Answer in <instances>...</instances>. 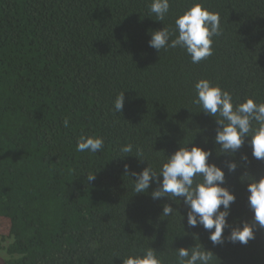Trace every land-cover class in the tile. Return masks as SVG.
Returning a JSON list of instances; mask_svg holds the SVG:
<instances>
[{
    "label": "trees",
    "instance_id": "16d2710c",
    "mask_svg": "<svg viewBox=\"0 0 264 264\" xmlns=\"http://www.w3.org/2000/svg\"><path fill=\"white\" fill-rule=\"evenodd\" d=\"M150 3L0 0V264H123L148 247L177 264L178 249L199 244L211 264H264V230L247 245L214 246V229L187 225L183 198L153 200L156 184L135 194L130 175L147 165L159 172L179 147H200L235 195L228 224L252 219L247 184L264 178V161L252 157L247 138L234 155L221 153L215 118L193 99L195 83L208 79L235 104L264 103V0H170L162 22ZM194 3L220 14L212 56L193 64L179 47H149L151 32L174 28ZM81 135L102 137L103 149L76 151ZM127 144L133 151L121 153ZM164 204L179 214L161 216Z\"/></svg>",
    "mask_w": 264,
    "mask_h": 264
},
{
    "label": "clouds",
    "instance_id": "9594fccd",
    "mask_svg": "<svg viewBox=\"0 0 264 264\" xmlns=\"http://www.w3.org/2000/svg\"><path fill=\"white\" fill-rule=\"evenodd\" d=\"M149 13L154 14L156 21L162 22L169 14L170 0H151ZM220 14L209 11L203 3H194L174 21V28L162 29L150 33L149 47L159 52L161 49L181 48L191 57V63L198 64L213 55L214 37L222 34ZM175 37L174 39L172 37ZM194 89L196 96L193 103L199 106L206 115L215 118L218 125L214 143L219 145L221 153L234 155L245 139L251 147L252 157L264 161V103H257L252 98L235 104L233 95L214 85L208 79H200ZM124 105V92L118 93L114 103L115 113H121ZM65 128L69 127V119L63 121ZM104 147V139L99 136L81 135L76 141V151L98 153ZM133 151V146L127 144L121 147L120 152L127 154ZM137 156H143L137 150ZM212 152L200 147H179L170 156H167L159 170L151 166L145 167L139 173L132 171L135 177V194H144L152 184L157 187L150 193L153 200L167 198L174 203H180L177 198H183L187 209V225L195 228L202 226L209 231L208 239L214 246L225 243L247 245L255 239L257 230H264V178L251 180L247 184L248 208L252 213L250 221H241L240 226L228 224L230 205L235 202V195L227 188L225 171L213 163H209ZM126 157V156H125ZM243 166H247L248 156L241 155ZM143 161V160H141ZM229 173L235 172L236 162L226 164ZM126 175L129 166L124 165ZM96 179V173H90L87 181ZM222 208V210H221ZM179 214L171 205L164 204L161 216L169 217ZM225 229H230L224 236ZM138 254H131L123 260V264H163L157 252L148 247L138 249ZM177 264H211L213 255L199 244L196 247L177 250Z\"/></svg>",
    "mask_w": 264,
    "mask_h": 264
},
{
    "label": "rangeland",
    "instance_id": "374dc122",
    "mask_svg": "<svg viewBox=\"0 0 264 264\" xmlns=\"http://www.w3.org/2000/svg\"><path fill=\"white\" fill-rule=\"evenodd\" d=\"M6 254L3 251H0V258H5Z\"/></svg>",
    "mask_w": 264,
    "mask_h": 264
}]
</instances>
